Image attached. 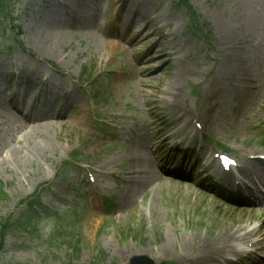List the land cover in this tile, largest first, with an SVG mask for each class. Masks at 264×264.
Returning <instances> with one entry per match:
<instances>
[{
    "label": "rangeland",
    "instance_id": "374dc122",
    "mask_svg": "<svg viewBox=\"0 0 264 264\" xmlns=\"http://www.w3.org/2000/svg\"><path fill=\"white\" fill-rule=\"evenodd\" d=\"M234 2L13 1V20L3 21L8 31H0V186L5 194L0 218L40 215L31 232L20 220L19 230L0 246V264H90L95 250L105 253L104 264H129L134 255L155 264H196L216 256L195 250L178 259V244L192 234L222 245L241 225L245 230L238 235L259 226L264 237V214L258 209L264 205H254L251 214L237 211L238 204L219 197L213 181L204 177L216 173L214 167L204 168V156L222 152L235 158L243 176L264 182V163L247 160L264 159V29L257 36L231 18L225 26L223 9L239 11ZM151 14L172 18L162 31L175 29L170 39L177 53L170 60L151 47L156 35L135 46L134 54L124 51L128 32L142 24V15ZM131 16L134 21L128 24ZM229 32L237 38L226 37ZM56 35L62 41L59 56H51L41 42ZM17 54L24 64L9 65ZM40 69L44 73L37 76ZM140 74L145 84L138 82ZM253 80L258 86L250 89ZM24 88L28 92L22 100ZM32 96L36 107L28 110ZM173 102L189 107L193 126L185 124L188 136L174 134L184 123L173 122ZM41 105L51 113L43 120L52 126L49 139L41 129L24 127L43 113ZM152 121L166 127L163 139L149 141L146 129ZM131 145L147 146V162L136 163ZM71 156L86 164L62 171ZM143 166L150 173L144 178ZM246 182L242 191L252 186ZM46 188L40 206L27 212L33 195ZM54 228L62 236L74 232L82 237L76 261L67 263L64 244L47 245ZM165 240L172 249L161 256ZM249 243L238 241L236 248ZM230 264L264 262L250 255Z\"/></svg>",
    "mask_w": 264,
    "mask_h": 264
},
{
    "label": "bare ground",
    "instance_id": "6f19581e",
    "mask_svg": "<svg viewBox=\"0 0 264 264\" xmlns=\"http://www.w3.org/2000/svg\"><path fill=\"white\" fill-rule=\"evenodd\" d=\"M235 3V7L239 10H235L233 8H231V11L228 12L226 10V8L224 7L223 12H222V17L221 19L223 20V22L226 24L225 26H227L230 23V18L232 20H236L240 26L241 29H247V31H249V29H254L255 33L257 34V36H259L264 29V22L262 21V15H264V0H236ZM227 7H228V3H226ZM130 6H133V2L130 3ZM134 8V12L136 11L135 7ZM134 16H131L130 18L127 17L126 21H128V24H131V22L133 23L134 20L133 19ZM142 17V24L141 25H134L133 30H131V32L129 33L128 36V42L126 43V46H124V51L128 52L130 54H134L137 50H135V46L137 45H141L144 42V39H146L149 35H156L157 39L152 42L151 47H154L155 51L159 52V53H164L165 54V58L166 60H170L172 58L173 55H176L177 51L175 50L176 46L174 41L172 39H170L174 34H175V29H173L171 32H167L165 34H163V30L168 28L169 23L172 21L171 17H168L164 20H159L161 17H165V16H161L158 18V15H152L151 16H141ZM238 18H241L238 19ZM135 19V18H134ZM164 22V24L162 25H157L158 23ZM133 26V25H132ZM128 33L126 34V37L128 35ZM226 37H229V39L234 40L235 35H237V33H227L225 34ZM255 35V37H257ZM250 37H246V40H248ZM61 37L59 35L56 36H48L47 38H45V40H43L41 43V46H44L43 50H45L49 55L51 56H59L58 54V47L61 45ZM24 58L21 55H16L14 58H12L9 62V65L11 66H15L17 63L24 64ZM42 73H44V71H42V69H40V71L38 72L37 76H40ZM141 74L138 76V82L140 84H145L146 78L145 76H143V78H140ZM61 84H63L61 82ZM249 84V88H254L258 86V82H256V80L250 81L248 82ZM27 89L24 88V90L21 91V95L22 96V100L25 97L26 98V93H27ZM60 92V90H57V93ZM179 92V91H178ZM54 93V94H57ZM257 93V92H256ZM16 93H14L13 96H15ZM27 104L29 105L28 110L33 109V107H36V101H35V97L32 96L29 99V102H27ZM68 106V105H67ZM171 107L173 109L172 111V117H173V122H180L183 121V129L179 132H175L174 134H187V136L189 134H191L190 130H188L186 128V126H193V122L191 119H189V107L185 102H173L171 104ZM149 109H144L147 114L149 115V112L151 110L150 107H147ZM17 109V107H16ZM40 110L43 111L42 112H37L36 115H34L33 117H30L28 119V122L31 125V127L28 125L24 126L25 128H27L30 131H38L41 129L42 132H44V136L47 138L48 137V131L51 130L52 126L50 125L49 121H43L44 119H47L48 116H50L51 113H49V109L46 106L41 105L39 107ZM188 112V113H187ZM177 115V116H176ZM24 120V117L22 118ZM152 124V127H150ZM148 127H147V135H149V141L152 142L154 139H163V137L165 136V129L166 127L161 126V123H159V125L161 127H159V125H157V123H155L154 121H152ZM186 124V126H185ZM49 139V138H47ZM143 147V148H142ZM141 146H134L131 145L130 148L133 149L135 155H136V163L139 162H147V158L145 156V154L147 153V146L146 145H142ZM149 150V149H148ZM145 151V153L142 155V159L138 158L142 152ZM35 152L37 153V150H35ZM249 161L252 164H262L261 161L258 158L255 159H249ZM254 167V166H251ZM249 172H251L250 168H247ZM140 175L144 176L146 175H150L149 173V169L146 166H143L141 169ZM126 177H130L132 175V173H125ZM254 175V174H252ZM248 177V176H246ZM253 179V178H252ZM261 180V179H260ZM147 180H143L142 183H146ZM261 183H264L263 181H261ZM239 211H244L246 213L251 214L253 212L252 208H242L239 209ZM261 214H264V209L261 208L260 210ZM241 229H245V227H241V225L234 230L233 235L243 231ZM248 233H252V236L255 234L259 233V229L258 227H256L255 229H253L252 231H249ZM236 238H231L229 240H224L222 241V245H216V242H213L212 240H208L207 238L198 235V234H194L191 235L190 237H188L184 242H180L179 243V249L176 251L175 255H178V259L181 258L184 254V251H191V250H196L199 253H202L205 257L206 255H215L218 256L220 255V253H222V249H228L230 253H233L234 255L238 256V257H243L246 255V251H239L237 250L234 246L233 243L235 242ZM226 241H228V244L226 243ZM251 247L255 248V250L252 252V254H256L258 255V251L263 250L264 249V240H257V241H253L250 245ZM171 242L169 240H165V242L161 245L160 247V255L164 256L166 254H170L171 253ZM259 256V255H258ZM260 260H263V258L261 256ZM185 261H179L178 264H184Z\"/></svg>",
    "mask_w": 264,
    "mask_h": 264
},
{
    "label": "trees",
    "instance_id": "16d2710c",
    "mask_svg": "<svg viewBox=\"0 0 264 264\" xmlns=\"http://www.w3.org/2000/svg\"><path fill=\"white\" fill-rule=\"evenodd\" d=\"M13 3V0H0V29L7 30V26L2 27V21L4 19H10L11 16V5ZM5 195L2 192V187L0 186V199L3 198ZM20 218L15 219H3L0 218V243L1 241L7 236L15 232L16 229H19L21 227L20 225ZM28 220L27 218L24 219V221ZM32 222L34 221L32 217L29 218ZM71 252L73 254L78 253L79 251V245L78 243L76 246L72 247L70 241L67 242ZM93 263V262H92Z\"/></svg>",
    "mask_w": 264,
    "mask_h": 264
}]
</instances>
